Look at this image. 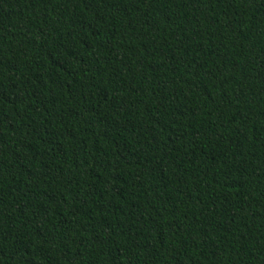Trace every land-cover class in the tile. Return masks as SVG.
Returning a JSON list of instances; mask_svg holds the SVG:
<instances>
[{"label": "trees", "instance_id": "16d2710c", "mask_svg": "<svg viewBox=\"0 0 264 264\" xmlns=\"http://www.w3.org/2000/svg\"><path fill=\"white\" fill-rule=\"evenodd\" d=\"M0 264H264V0H0Z\"/></svg>", "mask_w": 264, "mask_h": 264}]
</instances>
